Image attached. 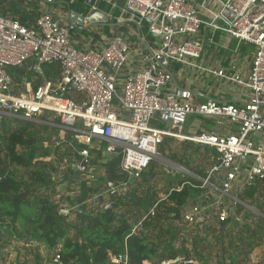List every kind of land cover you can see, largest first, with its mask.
<instances>
[{
  "label": "built area",
  "instance_id": "built-area-1",
  "mask_svg": "<svg viewBox=\"0 0 264 264\" xmlns=\"http://www.w3.org/2000/svg\"><path fill=\"white\" fill-rule=\"evenodd\" d=\"M103 3L113 15L115 1L87 0L91 13L98 12ZM204 10L211 15L208 22L200 18L193 0H125L118 18L133 20L139 28L149 20L147 30L155 39L156 49L151 48L138 70L128 68L133 62L132 52L121 38H114L102 51L79 50L72 44L69 27L57 21L51 12L39 16L35 29L0 16V114L27 122L57 119L62 129L72 133L74 141L85 146L74 149L80 159L62 160L65 171L70 169L86 181H93L97 178L94 162L101 154L102 161L119 157L120 172L140 181L152 162L160 159V147L167 140L211 150V165L204 176L194 175V179L172 189L165 198L156 197L147 212L132 217L130 236L145 229V222L156 217L161 205L168 203L171 192L180 191L184 185L201 190L195 199L180 206V218L165 226L176 229L175 247L188 250V244L196 239H210L213 233L217 236L216 230L220 232L222 223L229 219L244 224L238 210L254 208L243 192L250 187L264 191V0H224L217 12ZM204 27L253 47L248 78L202 66L203 47L197 38ZM30 60L31 69L41 77V82L23 89L15 83L13 71ZM160 62L169 68L178 65L204 70L236 82L248 91V98L243 106L215 100L199 102L192 92L173 88L171 75ZM53 63L60 65V73L46 77L43 67ZM190 116L209 120L217 128L225 123L234 124L238 130L223 134L187 133L185 126ZM157 117L167 125H152ZM131 190L127 181L109 183L94 201L103 197L100 210L112 204L117 209V202L128 199ZM86 204L91 207L90 201ZM61 206V214L69 217L78 208L67 203ZM171 262L198 263L178 257L162 264ZM45 264L64 263L55 254ZM108 264H131L126 244L123 252L110 255ZM140 264L155 263L145 260Z\"/></svg>",
  "mask_w": 264,
  "mask_h": 264
},
{
  "label": "trees",
  "instance_id": "trees-1",
  "mask_svg": "<svg viewBox=\"0 0 264 264\" xmlns=\"http://www.w3.org/2000/svg\"><path fill=\"white\" fill-rule=\"evenodd\" d=\"M101 5L109 9L107 4ZM25 7L24 0H0V16L16 21L29 29H35L40 14L37 9H33L32 12ZM61 9L64 13L67 12L66 6ZM71 9L79 10L80 8L72 5ZM89 10L90 8H86L82 11L87 14ZM119 13L118 6L114 10V15L118 16ZM114 23L117 21L114 20ZM123 29L124 26L117 28L118 31ZM142 31L147 32V29ZM43 68L44 75L49 76L59 74L61 67L53 63ZM178 68L174 65L173 72ZM13 72L14 81L19 85L24 78L30 77L32 70L30 68L26 73V70L18 68ZM40 82L41 80L36 83V86ZM13 123L16 124L14 128L11 127ZM38 127L42 130L38 129L33 122L11 120L7 117L0 120V233L4 229H11L18 231L19 241L43 245L47 253L52 256L47 260L37 256L38 264L51 262L55 254L60 256L64 264H108L110 255L123 252L125 244L131 264H140L145 260L162 264L175 261L178 257L187 261L197 260L199 264H212L205 251L213 250L215 245L222 246L224 250L221 260L216 261V264H222L225 255L231 261L229 264H234L243 251L250 254L263 244V239L260 238L262 236L251 231L248 224L241 225L229 219V222L222 223L224 226L220 233L218 232L214 241L212 240L209 244L205 242L207 238L203 237L192 243L191 250L184 247L177 249L174 245L177 239L176 230L172 228L169 230L165 226L170 221L180 218L181 205L191 202L200 195L201 190L193 189L188 185H184L180 191L171 192L168 195V203L164 202L161 205V210L156 217L145 222V229L130 236L134 223L132 215H135V212L136 214L141 211L147 212L156 198L151 190L140 198L137 192L141 185L154 179L156 173L153 166H150L148 175L144 173L140 181L130 185L132 193L138 197L136 202L129 199L117 202L120 205L119 208H129L124 215H118L117 209L106 213L104 209L100 210L98 201H94L95 196L103 193L109 183L129 182L130 179L120 172L119 157L106 160V164H103L105 178L97 179L96 183L93 182L95 180L86 181L82 178L79 179L81 180L79 186H76L71 178L78 173L70 169L65 171L64 180H68L66 188L68 195L65 194L64 198L60 196L59 202L52 200V190L60 185L57 179L60 176L58 166L62 162V157L70 153L58 147L54 152L48 150L44 143L49 140L45 134L49 127L46 125H38ZM103 146L106 144L104 143ZM78 147L83 149L85 146L78 145ZM160 150L165 152L164 145L160 147ZM203 150L205 155L211 151L208 147H203ZM51 154L59 163L42 160L50 157ZM98 159H103L101 154L98 155ZM20 170L23 172L21 173ZM200 175L204 176L205 173ZM77 187L79 193L74 195ZM255 191L254 187L246 189L243 192L245 199L247 197L249 200L252 199ZM64 201L68 205L78 207L73 211V216L61 214V203ZM88 201H90V208L86 204ZM252 202L261 205L256 200ZM261 206L264 207V204ZM170 215H174V218ZM226 226L238 228L239 231L233 235L228 231V227L225 228ZM226 239L227 243H225Z\"/></svg>",
  "mask_w": 264,
  "mask_h": 264
},
{
  "label": "crops",
  "instance_id": "crops-1",
  "mask_svg": "<svg viewBox=\"0 0 264 264\" xmlns=\"http://www.w3.org/2000/svg\"><path fill=\"white\" fill-rule=\"evenodd\" d=\"M112 1H115L117 7H120V15L121 9L124 7L125 0ZM193 1L195 2L197 9L199 10L200 18L205 22H208L211 20V15L208 14L204 9L207 8L215 13L220 9L221 3L224 0ZM24 4L26 6V10L28 9L33 12V9H37L40 15L44 12H51L53 14V17L57 21L69 27L72 44L76 49L102 51L109 46L110 42L114 38H123L129 44L132 52L131 58L133 62L129 64L128 68H134L136 70L140 69L142 66L141 60L148 54H150L149 51L151 50V48L153 50L156 49L155 39L153 38V36L150 37L148 30L147 32L142 31L145 28L147 29V23H145L141 28L137 27L133 23H124L119 26H103V23L101 21H86L83 27L73 25L70 21V13H75L82 18H87L92 14L91 10H89L87 14L82 11L86 8H89V6L87 5V0H56L55 3H47L45 0H24ZM72 5H76L80 9L72 10ZM63 6H66L67 8V12L65 13L61 9V7ZM110 11V7L108 9V7H106L105 5L98 6V12H102L107 16L108 24L116 25L117 23L124 21V18L119 19V15L115 16L114 13L112 15ZM114 20H116L117 23H114ZM123 26L124 29L122 31L117 30L118 27ZM197 40L201 42L203 47L201 64L202 66L206 67V69L224 70L230 76H238L241 79L248 78L252 67V59L254 53V49L252 46L244 43H238V41L233 39L232 37H229L222 32L213 30L209 27L202 28L201 34L198 36ZM147 47H149L150 50ZM165 65L167 64H164V66ZM167 67V69H171L173 72L174 66L172 68H169V66L167 65ZM178 67L179 68L173 72V75L175 76L179 86L184 91L192 92L199 102L215 100L220 103H232L237 106H243L248 98V91L242 88L236 82H230L228 80H225L224 78L214 76L213 74H210L209 72L204 70H190L187 68H181V66ZM30 68H33L32 60L25 63L21 69L26 70L27 73ZM55 75L57 74L45 76L52 77ZM31 76L32 74H30L29 78H24L23 82L18 86L23 89H26L27 87H35L36 83L41 80V77L35 74L34 76ZM172 85L173 88L177 90L176 86L174 84ZM44 124L48 126L49 129L56 131V136H54V143L52 144V152H54V150L58 147L62 149V151L67 150L70 153L68 155H65V158L77 160L80 159V156L74 152V149H80L78 147L79 144L74 141L71 132L62 129L59 126V122L57 121V119H52L51 121L44 122ZM152 125L164 127L167 124L162 123L157 117L154 118ZM185 128L187 133L207 131L223 134L225 132L235 133L238 130L237 125L229 123H225L222 127L217 128L209 120H205L197 116H190L187 120ZM76 143L78 145H76ZM171 143L185 146L192 145V143H179L174 140H167L163 145L166 148V145ZM48 158L52 162L56 159L53 154H51ZM102 162H105L106 164V161H102L100 159L96 160L94 162L95 167L97 165H101ZM103 177L105 178V176ZM98 178H101V176ZM185 182L186 181H184L183 183Z\"/></svg>",
  "mask_w": 264,
  "mask_h": 264
},
{
  "label": "rangeland",
  "instance_id": "rangeland-1",
  "mask_svg": "<svg viewBox=\"0 0 264 264\" xmlns=\"http://www.w3.org/2000/svg\"><path fill=\"white\" fill-rule=\"evenodd\" d=\"M30 74L34 76L35 73L32 71V73ZM3 117H7V116H3L0 114V120ZM7 118L13 120L10 117ZM44 122H48V121L46 119H43L41 122H33V123L39 129L40 127H38V125H45ZM15 126L16 124L13 123L11 127L14 128ZM55 133L56 131H53L51 129H48L47 133H45L49 140L48 142L44 143V146L51 151L53 146L52 144L54 143V139H55L54 136H56ZM165 149H166L165 153L159 150L160 159H156L155 161L152 162L151 166H153L154 172L156 173V177L154 179H151L149 183L147 182L140 186L141 188L137 192V196L139 198L144 197L146 194L149 193L150 190L155 193V197L165 198L172 189L177 188L184 181L194 179V175L201 176L200 174L208 170L211 165L210 163L211 151H209L208 154L205 155L203 148L198 147L197 145L192 144L185 146V145H177L171 143L166 145ZM64 159L65 157L63 156L62 160ZM55 161L56 159L53 162L55 163ZM56 162L59 163L58 161ZM103 164H105V162H102L101 165H97L95 168L97 172V178L95 179V181H93L94 183H96V180L99 179L98 177L101 176L103 178V176H105L104 173L105 168L103 167ZM58 167L60 168L59 170L60 174L61 172L66 170L63 169L62 163H60V166ZM20 172L22 173L23 171L20 170ZM148 172H150L149 169L145 172L146 175H148ZM62 174L63 176L57 177V179H59L60 181V185H58V187L52 190V194H53L52 200H55L56 202H59L60 196L64 198L65 194L68 195L66 189L68 180H64L65 175L64 173ZM82 178L83 176L79 174H75L71 179H73L74 185L76 184V186H79L81 182V180L79 181V179ZM97 184H99V182H97ZM78 193H79V189L77 187L73 194L75 195ZM255 193H257L255 197L253 195L252 199L249 200L248 197L246 199V201L250 203L254 209L248 208L249 210L245 211L244 209L242 211L240 210V212L238 210L239 213L238 217L240 218L242 223L245 222L246 224H248L251 231H254L259 236H262L260 238L263 239V244L257 247L256 250L250 254H246L243 251V253L236 259V262L234 264H264V207L261 206L262 204H264V191L260 187V189L258 188L255 191ZM73 194L71 195L73 196ZM254 200L261 203V205L252 202ZM62 203H67V202L64 201ZM128 209L129 208L122 207V208H117V210L116 209L114 210H116L118 215H124V213ZM132 217L134 218V215H132ZM169 224H173V222ZM171 228L176 230L174 227H170L169 230ZM216 231L219 232L218 229ZM238 231H239L238 228H234L231 229L229 232L235 235L238 233ZM181 234L183 237H186L187 235L186 232L183 230L181 231ZM215 237L216 234L213 233L210 239L213 238L214 241ZM210 239H207V241H205L206 244H209L211 242ZM225 243H227V239L225 240ZM221 247L215 245L213 250L207 249L205 251L206 255H208V257L210 258V261H212V264H216V261L218 262V260H221V256L224 254L223 252L224 250ZM188 248H192V244H188ZM226 251L231 252V250H226ZM37 256H41L44 260H47L52 256V254L47 253L43 245H39L37 243L26 244L24 240L19 241L18 231H14L11 229H4L3 232L0 233V264H38ZM230 262H231L230 259H228L227 256L225 255V260L222 264H229ZM154 263L156 264V261ZM171 263L174 264V262Z\"/></svg>",
  "mask_w": 264,
  "mask_h": 264
},
{
  "label": "water",
  "instance_id": "water-1",
  "mask_svg": "<svg viewBox=\"0 0 264 264\" xmlns=\"http://www.w3.org/2000/svg\"><path fill=\"white\" fill-rule=\"evenodd\" d=\"M70 18H71L70 21L72 22V24L75 25V26H78V27H83L86 21H87V22H94V21L99 22V21H101V22L103 23V26H119V25H122V24H124V23H133V24H135V25L138 27L137 23H136L135 21H133V20H124V21H122V22H120V23H117L116 25L108 24V23H107V16H106L104 13H102V12H95V13H92V14H91L90 16H88L87 18H82V17H80L79 15H77V14H75V13H70ZM147 23H150V21L147 20ZM121 39L124 40L123 38H121ZM147 48L150 50L149 47H147ZM149 52L151 53V50H150ZM159 64H160V66H161L162 68L166 69L167 72L171 75L172 83L176 86L177 90H178L179 92L184 91V90L179 86V84H178V82H177L175 76L173 75L172 70H171V69H167V68L164 66V64H163L162 62H160ZM134 182H135L134 178H133V177H130L128 184H129V185H132ZM128 199L131 200L132 202H136V201H137V197H136V195H135L134 193H131V194L128 196ZM97 201H98V203H99L100 205H103V204H104V199H103V197H100ZM116 207H117L116 204L106 205V206L104 207V210H105L106 213H110V212H111L113 209H115ZM189 264H192V263H189Z\"/></svg>",
  "mask_w": 264,
  "mask_h": 264
},
{
  "label": "bare ground",
  "instance_id": "bare-ground-1",
  "mask_svg": "<svg viewBox=\"0 0 264 264\" xmlns=\"http://www.w3.org/2000/svg\"><path fill=\"white\" fill-rule=\"evenodd\" d=\"M81 141H83V139H80Z\"/></svg>",
  "mask_w": 264,
  "mask_h": 264
}]
</instances>
